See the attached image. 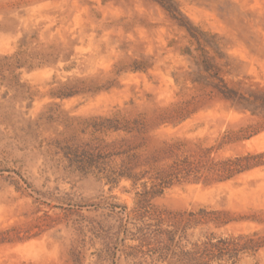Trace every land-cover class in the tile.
Returning <instances> with one entry per match:
<instances>
[{
  "label": "rangeland",
  "instance_id": "374dc122",
  "mask_svg": "<svg viewBox=\"0 0 264 264\" xmlns=\"http://www.w3.org/2000/svg\"><path fill=\"white\" fill-rule=\"evenodd\" d=\"M258 98L264 0H0V264H264Z\"/></svg>",
  "mask_w": 264,
  "mask_h": 264
},
{
  "label": "trees",
  "instance_id": "16d2710c",
  "mask_svg": "<svg viewBox=\"0 0 264 264\" xmlns=\"http://www.w3.org/2000/svg\"><path fill=\"white\" fill-rule=\"evenodd\" d=\"M204 54H206V52H204ZM201 67L204 68L203 71L199 72L196 74L197 76V80L196 82L201 84L202 86H204L205 88L208 87H214V89H216L220 95V97H222L223 99L227 100V101H231L234 103V105H250L253 106L254 103L251 102L250 100L244 98V97H239L237 100V94L235 92L232 91H228V90H223L222 88H219L218 86H215L212 83V78H214L215 76H213L211 74V65L207 64V62H202ZM213 94V92H210L209 96H211ZM257 99V98H256ZM260 100L264 101V98H258V100H256V103H258ZM246 103V104H245ZM256 109L258 110H263L264 111V107L263 106H256Z\"/></svg>",
  "mask_w": 264,
  "mask_h": 264
}]
</instances>
